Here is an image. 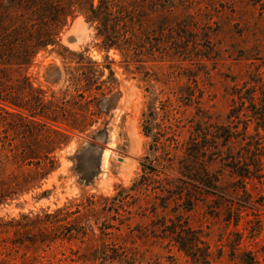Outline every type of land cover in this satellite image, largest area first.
I'll return each instance as SVG.
<instances>
[{
	"label": "rangeland",
	"instance_id": "1",
	"mask_svg": "<svg viewBox=\"0 0 264 264\" xmlns=\"http://www.w3.org/2000/svg\"><path fill=\"white\" fill-rule=\"evenodd\" d=\"M154 2L160 4L157 12H149L154 31H150L141 63L127 62L113 49L106 52L94 26L82 16L65 28L63 46L111 66L118 83L117 106L87 132L70 133V142L54 152L57 168L46 178L25 186L24 175L35 169L33 165L0 164V219L9 221L42 210L51 212L83 196L111 197L119 186L129 187L141 175V163L150 154L151 139L143 132L142 115L153 94L166 100L176 93L175 116L181 141L196 137L198 124L209 133H215L219 127L229 128L238 138L226 146L217 140L221 151L217 154H212L216 152L214 148L209 150L212 153L207 165L217 180L216 189L196 194L184 186V195L176 196V210L171 202L172 211L159 210L157 215L150 212L149 206L142 214L137 206H131L128 210L132 214H127L130 218L117 233L128 235L127 247L134 264H202L169 239L155 236L159 232H153L162 216L169 220L176 211V223L191 228L205 241L209 264H264V156L261 168L257 171L251 165L250 174L244 178L233 174L228 166L232 159L227 158L229 152L236 159L248 158L249 151L257 152L255 121L249 122L250 138L244 140V123L229 119L228 114L240 103L238 92L244 97L255 94L259 102L260 88H264V0ZM151 5L152 2L148 8ZM160 5L173 9L176 16L172 19L173 31L167 30L165 34L156 30L164 10ZM61 52L60 48L41 52L23 73L34 88L44 92V101H61L67 89V69L74 63L64 59ZM12 77L9 84L15 86L14 93L26 91L22 78L15 74ZM189 94L194 95L193 103L185 98ZM181 96L184 102L177 100ZM249 104L245 100L246 112L252 115ZM27 112L25 108L16 110L0 102V153L3 148H18L32 133L36 134L39 127L32 123L36 119ZM103 120L108 121V131L97 135ZM244 120L242 116L241 121ZM258 133L263 137L259 149L264 153V127ZM91 143L95 146L91 147ZM182 156L183 152L177 150L176 167ZM89 176L92 182L86 185L83 179ZM10 236L0 234V241ZM72 248L77 250L76 246ZM61 250L71 255L69 248Z\"/></svg>",
	"mask_w": 264,
	"mask_h": 264
},
{
	"label": "trees",
	"instance_id": "2",
	"mask_svg": "<svg viewBox=\"0 0 264 264\" xmlns=\"http://www.w3.org/2000/svg\"><path fill=\"white\" fill-rule=\"evenodd\" d=\"M154 1L0 0V102L16 110L25 108L36 119L32 123L39 127L36 134L32 133L27 142L18 148H3L0 164L33 165L35 169L24 175L25 186L46 178L57 168L53 154L70 142V133L87 132L117 106L118 83L111 66L102 65L63 46L61 37L65 28L82 16L94 26L96 37L101 40V47L106 52L113 49L127 62L141 63L152 35L150 31H154V20L149 12H157L160 4ZM150 2L152 9L148 8ZM162 6L167 10L168 7ZM164 10L156 24L160 34L173 31L172 19L176 17L173 9L165 11L168 15L164 14ZM49 48H60L64 59L74 63L67 69L68 86L61 101H44V92L34 88L23 74L32 66L37 55ZM14 74L22 78L26 91L14 93L15 86L9 84ZM260 93L259 102H256L255 94L244 97L238 92L240 103L228 114L229 119L236 120L238 124L244 123L241 133L244 140L250 138L249 122L255 121L257 127V152L249 151L250 156L242 157L244 159L233 158L231 152L227 153V158L232 159V165L228 166L234 170L233 174L241 178L250 174L251 165L257 171L263 165L264 153L259 149V141L263 137L258 129L264 127V88H260ZM173 96L162 100L153 94L148 110L142 115V129L151 143L150 154L141 163L142 171L138 179L129 187L119 186L117 193L111 197L83 196L51 212H31L9 221L0 219V234H11L6 241H0V264H134L127 247L128 235L117 233L130 218L127 214H132L129 207L137 206L140 214L150 208V212L157 215L159 210H176V196L184 195V186L196 194L216 189L214 182L217 180L211 176L207 165L212 153L209 150L214 148L216 152L212 154H217L221 152L217 140L226 146L238 137L226 127L209 133L198 124L196 137L192 135L189 141H181L175 116L176 93ZM193 96L189 94L185 98L193 103ZM182 98L177 97V100L184 102ZM247 99L252 115L246 112ZM242 116L246 120L241 121ZM102 124L97 135L108 131V121L103 120ZM92 139L95 140V137ZM90 145L94 147L95 143ZM248 145L251 146V143ZM177 150L183 152V158L176 167ZM227 151L231 149L227 148ZM83 182L91 184L92 176L83 179ZM194 199L197 200V197ZM171 202L174 203L172 209ZM188 202L190 204L192 200ZM153 232H159L155 236L177 244L197 263H210L205 241L191 228L176 223V211L174 218L169 220L167 216H162ZM72 246H76L77 250H73ZM63 248H69L71 255L65 254L61 250Z\"/></svg>",
	"mask_w": 264,
	"mask_h": 264
}]
</instances>
